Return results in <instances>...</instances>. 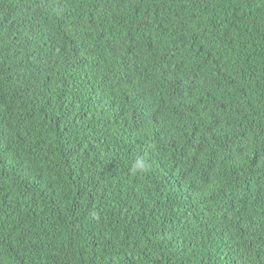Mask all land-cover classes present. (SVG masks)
<instances>
[{"label": "trees", "instance_id": "1", "mask_svg": "<svg viewBox=\"0 0 264 264\" xmlns=\"http://www.w3.org/2000/svg\"><path fill=\"white\" fill-rule=\"evenodd\" d=\"M0 264H264V0H0Z\"/></svg>", "mask_w": 264, "mask_h": 264}, {"label": "clouds", "instance_id": "2", "mask_svg": "<svg viewBox=\"0 0 264 264\" xmlns=\"http://www.w3.org/2000/svg\"><path fill=\"white\" fill-rule=\"evenodd\" d=\"M252 139V138H251ZM243 143V142H242ZM145 156L137 155L129 164L130 174L133 176L143 175L148 171L149 163Z\"/></svg>", "mask_w": 264, "mask_h": 264}]
</instances>
